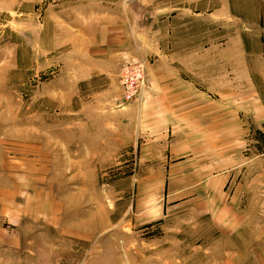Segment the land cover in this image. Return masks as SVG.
Returning <instances> with one entry per match:
<instances>
[{"label": "rangeland", "instance_id": "rangeland-1", "mask_svg": "<svg viewBox=\"0 0 264 264\" xmlns=\"http://www.w3.org/2000/svg\"><path fill=\"white\" fill-rule=\"evenodd\" d=\"M70 1L0 0V264H264V0H215L214 26L172 36L166 0ZM91 8L112 42L74 17ZM161 53L185 60L169 98L206 105L193 134H157L188 110L160 112ZM128 62L146 78L124 103Z\"/></svg>", "mask_w": 264, "mask_h": 264}, {"label": "crops", "instance_id": "crops-1", "mask_svg": "<svg viewBox=\"0 0 264 264\" xmlns=\"http://www.w3.org/2000/svg\"><path fill=\"white\" fill-rule=\"evenodd\" d=\"M84 0H74V1H70V8H74V7H79L78 9H76V11H81V7L84 4H81ZM175 1V0H174ZM200 1V0H199ZM183 2V1H182ZM182 2H176L173 3V0H166L165 2H161L160 6L158 8V12L160 15V20H161V26L164 27V23L166 24V31L165 34L167 36H172L174 34V25L173 22L176 19V21H179L177 24L178 26H180L182 28V26H184L185 24H188L189 22H193L191 20H195L198 19L199 17H202L203 19H205L207 21V25L208 26H214L216 23L217 19H220V17H217V9L215 8V5L213 4V2H215V0H202L200 2H202V4H205V6L203 8H198V4L197 3H193V4H188L187 6L185 4H183ZM96 3V2H95ZM93 3V4H95ZM101 4H103L102 2H100ZM224 7H222V11H223V16H227L226 18L231 17V10L229 5H223ZM99 9L98 8H91L90 10H88V13L85 12L83 10V13H77L74 15V17H76L77 19L85 22L88 26L93 27V28H98L99 31H97V35L98 33L101 31V35L104 36V40L102 43H110L112 42V37H109L107 39V41H105V39L109 36V34H111L112 36H114V34H117L118 36V31L114 32V30H117L119 27L116 26V24H112L111 21H113L114 16H104L101 14V12H98ZM72 17V16H71ZM111 19V20H110ZM170 27V29H169ZM81 28V27H80ZM78 28L75 32L74 35L75 37H79V43H80V47L79 50L83 51L85 49H87L88 47H90L92 49V47L94 46L93 42L95 43V46L97 47V49L99 50H106L107 52H112L113 49H111L109 46H107V49H104L102 47H100L101 45L97 43V40H93L92 41L89 39H85L83 36V33L81 31V29ZM175 28V27H174ZM183 29V28H182ZM179 33V30H176ZM164 33V32H162ZM85 34V33H84ZM86 37V35H85ZM90 38V37H87ZM88 43V47H83V43L85 42ZM161 52V51H160ZM191 56H198L199 52H190ZM89 57V56H88ZM92 57V56H91ZM177 59L174 61L169 55H165V53H161L160 56V61L165 63V66H161V68H159L161 70V73L164 75V77H162L160 84H158L159 90L162 92V95H165L164 98H162V100H160V112H163L162 114L165 113V115H168V111H172L174 110V107L179 106V104L184 105V109H188L186 110V112L183 111V113L181 112L182 110H177L175 109L174 114H176V117H172L170 116V123L169 120H167V118H161L159 119V132L157 134H193V130L196 129L198 130L199 127L198 125L194 124H198V122H200V116H201V108H204V106L206 105H202L200 106V101L196 98V95H192V97L190 98H183L182 94H180L181 99L180 100H175L172 101L169 96L175 95L173 92L175 91H180L183 88H188L189 85L186 84L183 81V77L180 75V72L182 70L181 66L184 65V63H181V61H185L184 58H181L180 55L175 56ZM164 59V60H163ZM170 59V62H168ZM153 67L155 66V64L152 65ZM173 69H176V73L173 74ZM165 71V72H164ZM244 71L245 73L249 74L248 68L247 66H244ZM170 74V75H168ZM150 75V87L151 90L154 89L155 87V83H154V79L156 77L155 76V70L151 69L149 72ZM174 79V81L176 80V82L172 81ZM188 85V86H187ZM190 90V89H189ZM194 89H192L193 91ZM160 92V93H161ZM183 93V92H182ZM196 98V100H195ZM170 99V101H169ZM148 102H150V100H148ZM260 111V109H259ZM215 113V110L212 108L211 110V114L210 112H208V116L212 115ZM257 114H258V110H257ZM186 115V116H183ZM181 116V117H180ZM183 117H188V118H192L191 123H194L192 125H189V123L186 124L188 131H185V125L183 124H179L182 121ZM258 118V117H256ZM165 119V120H164ZM257 123H260V120L256 121ZM264 123V121H263ZM177 124H179V126L177 127L178 130L176 129ZM177 130V131H176Z\"/></svg>", "mask_w": 264, "mask_h": 264}, {"label": "built area", "instance_id": "built-area-1", "mask_svg": "<svg viewBox=\"0 0 264 264\" xmlns=\"http://www.w3.org/2000/svg\"><path fill=\"white\" fill-rule=\"evenodd\" d=\"M144 66L138 62H128L120 70L119 85L124 103L141 99L145 84Z\"/></svg>", "mask_w": 264, "mask_h": 264}]
</instances>
